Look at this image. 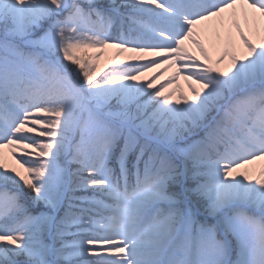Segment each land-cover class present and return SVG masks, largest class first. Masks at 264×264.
Returning a JSON list of instances; mask_svg holds the SVG:
<instances>
[{
  "label": "snow or ice",
  "instance_id": "obj_1",
  "mask_svg": "<svg viewBox=\"0 0 264 264\" xmlns=\"http://www.w3.org/2000/svg\"><path fill=\"white\" fill-rule=\"evenodd\" d=\"M0 264H264V0H0Z\"/></svg>",
  "mask_w": 264,
  "mask_h": 264
},
{
  "label": "rangeland",
  "instance_id": "obj_2",
  "mask_svg": "<svg viewBox=\"0 0 264 264\" xmlns=\"http://www.w3.org/2000/svg\"><path fill=\"white\" fill-rule=\"evenodd\" d=\"M109 51H111V50H109ZM125 55H126V54H125ZM106 59H107V57L102 58V59H101V64H104L105 61H106Z\"/></svg>",
  "mask_w": 264,
  "mask_h": 264
}]
</instances>
